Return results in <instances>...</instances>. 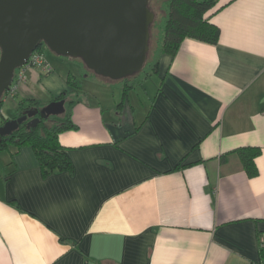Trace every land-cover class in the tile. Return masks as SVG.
<instances>
[{
  "label": "crops",
  "instance_id": "crops-1",
  "mask_svg": "<svg viewBox=\"0 0 264 264\" xmlns=\"http://www.w3.org/2000/svg\"><path fill=\"white\" fill-rule=\"evenodd\" d=\"M205 16L218 41L162 54L145 106L78 95L76 129L58 136L71 172L0 150V264H264V0H216ZM51 66L3 95L4 118L68 89ZM252 148L249 176L238 151Z\"/></svg>",
  "mask_w": 264,
  "mask_h": 264
},
{
  "label": "water",
  "instance_id": "water-1",
  "mask_svg": "<svg viewBox=\"0 0 264 264\" xmlns=\"http://www.w3.org/2000/svg\"><path fill=\"white\" fill-rule=\"evenodd\" d=\"M155 13L148 0H0V100L14 72L38 44L59 56L80 58L92 73L121 80L139 72L149 51ZM52 100L0 125L1 137L26 122L65 111Z\"/></svg>",
  "mask_w": 264,
  "mask_h": 264
},
{
  "label": "trees",
  "instance_id": "trees-1",
  "mask_svg": "<svg viewBox=\"0 0 264 264\" xmlns=\"http://www.w3.org/2000/svg\"><path fill=\"white\" fill-rule=\"evenodd\" d=\"M152 1L158 4L163 12V15L160 17L161 20L158 22L154 20L150 26V28L153 26L157 30L155 45L152 46L154 60L153 62H148L152 40L150 34V49L144 62V64H148L149 66L147 65L148 68L147 70L145 69L142 75L140 73L143 67L136 74L122 79L127 80L131 77L134 79L131 84H124L122 88L123 97L134 85L142 86L144 79L155 74L160 56L162 54L173 56L181 40L184 38L190 37L212 44L216 43L219 38V29L210 23L205 16L215 6L216 0H148V8L153 12L154 10L150 7ZM41 45L42 43L38 44L35 50L43 52ZM87 70L82 71L88 73L86 72ZM139 76L140 78L136 80L135 77ZM67 85L68 89L63 90L54 99L65 100V111L62 114L40 118L39 122L30 128L26 127V122L30 119L27 118L10 135L3 136L0 140V150L7 149L10 145L16 148L29 146L35 154L42 176H46L54 171L71 172L73 167L66 153V148L60 144L58 136L64 131L76 129L75 124L71 120V109L77 102L78 95L81 94V86L72 75L68 76ZM1 102L2 98L0 105ZM42 106L44 104L35 99H20L12 118L22 115L25 110L30 108L40 109ZM6 120L8 119L4 118L0 112V125ZM238 153L247 175H255L257 170L253 158L259 153V150L253 148L241 149ZM260 253L261 256H264V247L260 248Z\"/></svg>",
  "mask_w": 264,
  "mask_h": 264
},
{
  "label": "rangeland",
  "instance_id": "rangeland-1",
  "mask_svg": "<svg viewBox=\"0 0 264 264\" xmlns=\"http://www.w3.org/2000/svg\"><path fill=\"white\" fill-rule=\"evenodd\" d=\"M150 7L151 9L154 10L153 12L155 13V22H158L159 20H161L160 17L163 15V12L159 8V5L155 4L152 1ZM150 29H151L150 34L152 36L151 37L152 40H151V51L149 52L148 62H153L154 60L153 52L154 51L152 50V46L155 45L157 30L153 26ZM41 49L46 59L49 61V63L54 66L55 73L59 72V70L60 72L62 71L63 73L70 71V74L74 77L76 81H78V83L81 86L82 92L80 96H82V98H84L85 89H88V90L92 88L100 89L101 94H102V100H101L102 105H105L107 102L113 100V98L116 99L115 103H119L121 99L122 88L124 84H131L134 80L133 77L127 80H122V79L121 80H111V79H108L102 76H98L92 73L91 71L87 70V68L83 65V62L81 61L80 58L59 56L55 54L53 51H51L45 44L41 45ZM149 49H150V45H149ZM147 65L148 64H144L142 72L140 73L141 75L144 73L145 69L147 70L149 66ZM85 69L87 70L86 72L88 73H85L82 71ZM85 75L86 76L88 75L89 79L87 78V80H85ZM140 76L135 77V79L138 80ZM156 81H157V76H155L154 74L147 77L146 79L143 80L142 86L134 85V87H132L128 91V96L131 97L132 100L136 97L137 100L140 103L142 102L145 106L148 101L147 94L149 95V92ZM87 100L91 102H95L96 99L93 96H89ZM139 104H138V107H140Z\"/></svg>",
  "mask_w": 264,
  "mask_h": 264
},
{
  "label": "built area",
  "instance_id": "built-area-1",
  "mask_svg": "<svg viewBox=\"0 0 264 264\" xmlns=\"http://www.w3.org/2000/svg\"><path fill=\"white\" fill-rule=\"evenodd\" d=\"M29 68L38 69L43 73H49L52 71V66L46 59L44 53L34 49V51L29 55L26 63L15 70L12 82L4 94H14L18 84L24 81L25 71Z\"/></svg>",
  "mask_w": 264,
  "mask_h": 264
}]
</instances>
